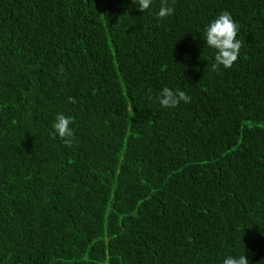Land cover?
<instances>
[{
    "label": "trees",
    "instance_id": "1",
    "mask_svg": "<svg viewBox=\"0 0 264 264\" xmlns=\"http://www.w3.org/2000/svg\"><path fill=\"white\" fill-rule=\"evenodd\" d=\"M169 4L0 0V264H264V0ZM223 12L242 47L212 71Z\"/></svg>",
    "mask_w": 264,
    "mask_h": 264
},
{
    "label": "clouds",
    "instance_id": "2",
    "mask_svg": "<svg viewBox=\"0 0 264 264\" xmlns=\"http://www.w3.org/2000/svg\"><path fill=\"white\" fill-rule=\"evenodd\" d=\"M136 9L143 13L148 10L152 0H132ZM174 9L170 6L169 0H160V7L156 13V19L162 20L173 15ZM239 26L234 22L231 15L227 12L221 13L204 29V42L207 47L215 50L214 62L211 64L212 71H218L221 67L229 69L237 61L242 47V42L237 39ZM57 71L63 73V65L58 66ZM152 99L151 95L148 97ZM191 96L182 90H171L164 87L156 97L162 108L174 109L181 103H190ZM74 98H69V103H75ZM73 123L72 117L58 114L52 124V132L49 133L53 139L59 138L64 146H73L74 132L70 125ZM223 264H249L245 255L239 257L228 256L223 260Z\"/></svg>",
    "mask_w": 264,
    "mask_h": 264
}]
</instances>
